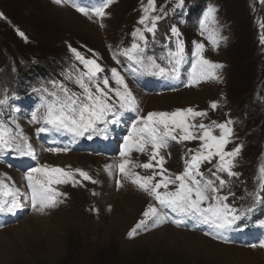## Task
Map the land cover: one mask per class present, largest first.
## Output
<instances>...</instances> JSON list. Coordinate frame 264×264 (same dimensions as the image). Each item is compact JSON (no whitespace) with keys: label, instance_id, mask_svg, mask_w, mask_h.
Wrapping results in <instances>:
<instances>
[{"label":"rangeland","instance_id":"1","mask_svg":"<svg viewBox=\"0 0 264 264\" xmlns=\"http://www.w3.org/2000/svg\"><path fill=\"white\" fill-rule=\"evenodd\" d=\"M102 2L0 0V99L7 98L0 105V124L14 134L22 132L32 149L31 155H21L17 150L0 148V181L16 192L19 205L14 213H0V264H264V248L259 246L264 242V191L259 188L260 168L264 166V0H184L179 8L177 0H155L156 11L149 12L150 17H160L154 33L139 23L148 0H114L103 18L92 12L86 16L74 7L91 9ZM210 5L215 8V22H206L202 29L200 21ZM145 23L150 26V21ZM173 26L179 36L172 34ZM138 28L146 42L133 37ZM178 40L185 49L179 78L149 74L123 54L135 42L143 49L139 55L145 63L151 57L170 68L169 53L176 50ZM196 43L204 45L205 59L221 67L212 69L211 77L189 85ZM69 46L95 59L104 69L98 78H108L113 89L117 85L111 70L115 68L138 105V111H128L117 104V114H109L107 124L98 123L103 132L91 139L88 134L75 136L66 130L64 137L52 127L51 131L37 132L46 125L42 120L32 121V114L42 116L45 101L53 99L44 89L60 94L59 85L63 84L73 92L83 91L74 81L85 69ZM41 68L46 71L42 76ZM109 95L115 103V93ZM187 108L207 113L191 123L231 121L227 126L232 134L225 150L240 146L232 168L238 175L218 173L226 180L219 194L227 196L225 203L238 211L252 210L228 230L215 229L170 209L161 210L164 222L157 225L149 220L136 229L142 213L156 202L124 177L119 165L128 160L127 168L142 176L151 175L160 171L162 156L165 175H176L183 172L185 161L200 149L202 141L169 139L151 160L154 168L145 170L134 165L150 162L151 146L143 153L133 149L128 156H121L124 138L149 112ZM212 130L214 135L220 134L218 128L213 126ZM174 134L179 137L180 130ZM64 138L70 142L52 145ZM53 146L60 150L49 151ZM217 161L215 157L211 164H201L206 178L215 180L209 169L215 171ZM44 165L73 172L81 169L97 183L74 173L75 185L72 181L53 185L64 194L57 197L62 202L38 213L31 207L32 190L25 177L31 169ZM254 193H259V202H254ZM174 220L181 221L179 226ZM133 229L135 234L129 237ZM188 232L221 245L194 244Z\"/></svg>","mask_w":264,"mask_h":264},{"label":"snow or ice","instance_id":"2","mask_svg":"<svg viewBox=\"0 0 264 264\" xmlns=\"http://www.w3.org/2000/svg\"><path fill=\"white\" fill-rule=\"evenodd\" d=\"M53 2L61 4L62 2H69V0H53ZM113 2L114 0H103L102 3L91 9L79 5H74V7H76L78 12L86 16L89 12H92L96 17L103 18L106 15L105 9ZM183 4L184 0H177L176 7H182ZM150 11H156L155 0H148V5L143 8L144 15L139 20V23L145 25L146 31L154 33L156 22L160 17H150ZM214 13L215 8L210 5L204 13V18L200 21L202 29L205 28L206 22H215ZM146 21H150V26L145 23ZM171 32L174 36H179V31L176 27L173 26ZM20 35H23V33H20ZM132 35L134 38L138 37L139 40L146 42L141 29H136ZM261 41L264 43V35H262ZM69 47L76 60L85 69L79 73L74 81L83 91L82 93L73 92L63 84L59 85L60 94L44 89L43 91L47 92L53 99L45 101L46 111L42 116L38 117L37 113L32 114V121L39 123L42 120L44 125H51L57 131L66 130L75 136L88 134V138L91 139L93 134L103 132V129L97 128L98 123L107 124L109 122V114L113 116L117 114L115 111L117 104L119 109L128 111H138V105L135 96L125 83L124 77L115 68L111 71L117 87L113 89L110 87L108 78L102 80L98 78V74L102 73L104 69L95 59L86 58L75 48ZM203 50V44H195V50L192 53L195 61L192 63L191 71L189 72V85L211 77L212 69L221 67V65L212 64L205 59L202 55ZM142 52L141 46L134 42L130 49L124 50L123 54L130 60L134 59L137 64L142 65L149 74L179 78L180 66L185 58V49L182 41L178 40L176 50L169 53L168 62L171 65L170 68L160 66L151 57L147 58V63H145L139 55ZM133 53H136V55L133 56ZM67 78L72 79L70 75ZM53 83L55 84V82ZM110 92L115 93L117 98L115 103L112 102V97L109 95ZM6 100L7 98L0 99V105H4ZM211 107L215 109L216 104L213 103ZM206 115L207 113L197 112L192 108L177 109L173 112H149L147 116L141 117L138 123L132 125L129 135L124 138L125 144L121 151V156H128L133 149L143 153L148 146H151L153 154L150 162L134 165V167H142L145 170L154 168L151 160L156 159L159 155L158 150L166 147L169 139L178 142L202 141L200 149L196 150L195 154L185 161L183 172L176 175H165L167 170L163 167L164 158L162 156L158 162L160 171L153 172L151 175L142 176L127 168L128 160L119 165L120 173L130 179L131 183L137 185L156 202V204H149L142 213L143 219L137 223L136 229L144 227L149 220H152L157 225L164 222L161 210L170 209L182 217L199 220L215 229L228 230L236 226L237 222L246 215V212L252 210L249 208L246 211H238L225 203L228 199L227 196L219 194L221 188L226 184V180L222 179L218 173H227L228 176L238 175L232 171V168L235 166L234 159L240 152V146L231 151L225 150L226 145L230 143L229 137L232 134V129L227 126V124H231V121H228L227 124H218L213 121L212 125L190 122L196 117H204ZM213 126L220 130L219 135L213 134ZM17 127L19 126L17 125ZM177 129L180 130L179 137L174 134ZM197 129L199 133H197ZM48 130L47 127H40L37 132ZM27 141L28 138L22 132L14 134L6 125L0 124V148L15 149L21 155H31V144ZM49 151H59V149H49ZM189 151L191 152L192 150L190 149ZM215 157H218V161L214 164L216 170L212 171V169H209L211 176L215 177V180H213L205 177V174L200 170V166L205 162L211 164ZM36 173L40 175L35 176L34 174ZM74 173H78L84 180L97 183V181L92 180L87 172L81 169H75L73 172L48 165L31 169L25 178L32 190V209L38 213H44L46 209L54 208L58 203L62 202L57 197L64 194L58 192L53 185L66 184L69 181H72L75 185L78 181L74 180ZM260 173L262 175L259 188L264 191V166L260 168ZM157 176L160 177L159 180L156 179ZM116 183L117 186H121V181L117 180ZM161 189L163 190L161 191ZM252 195L254 202L261 200L259 193ZM156 205H159V207ZM18 206L16 192L4 184L3 181H0V213H14ZM173 223L179 226L181 221L174 220ZM136 229L129 232V237L135 234ZM259 246L264 248V242ZM253 247H256V245H253Z\"/></svg>","mask_w":264,"mask_h":264},{"label":"bare ground","instance_id":"3","mask_svg":"<svg viewBox=\"0 0 264 264\" xmlns=\"http://www.w3.org/2000/svg\"><path fill=\"white\" fill-rule=\"evenodd\" d=\"M69 156V155H68ZM67 156V157H68ZM66 157V158H67ZM71 158V156H69ZM60 159V158H59ZM69 159V158H68ZM79 159V158H78ZM77 160V159H76ZM70 161V159H69ZM115 161V160H114ZM131 164V163H130ZM188 234L191 236V240L194 244H205L207 246H212V244L214 245H221V244H218L216 242H214L213 240H210L204 236H202L201 234L199 233H193V232H188Z\"/></svg>","mask_w":264,"mask_h":264},{"label":"trees","instance_id":"4","mask_svg":"<svg viewBox=\"0 0 264 264\" xmlns=\"http://www.w3.org/2000/svg\"><path fill=\"white\" fill-rule=\"evenodd\" d=\"M1 48V47H0ZM2 49V48H1ZM2 51H3V49H2ZM39 71H41L42 72V74L40 73L39 75H43V74H45L46 73V71L44 70V69H39Z\"/></svg>","mask_w":264,"mask_h":264}]
</instances>
